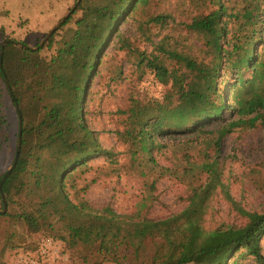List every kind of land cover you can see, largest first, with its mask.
Here are the masks:
<instances>
[{"label":"trees","instance_id":"16d2710c","mask_svg":"<svg viewBox=\"0 0 264 264\" xmlns=\"http://www.w3.org/2000/svg\"><path fill=\"white\" fill-rule=\"evenodd\" d=\"M145 2L76 0L67 10L76 7L75 12L37 50L4 38V29L10 26L20 28V36L29 28L22 19L0 14L8 19L0 26V36L6 41L4 49L0 43V119L6 124L2 100L8 97L22 127L19 160L2 188L9 209L0 217L22 221L31 232L60 226L68 238L61 237L71 247L84 245L88 255L103 261L228 264L242 252L264 264V213L242 211L247 223L240 228H203L202 207L210 184L201 193L195 192L181 213L159 220L119 215L111 207L100 212L79 197L74 185L73 198L67 191L89 157H112L99 148L83 104L109 42L119 35L126 15ZM210 2L214 7L209 13L193 18L189 25L203 44L201 58L167 49L163 57H140V65L150 68L171 90L163 102L134 101L125 111L131 126L121 137L136 147V153L150 152L157 137L188 134L215 119L222 120L216 131L219 147L229 134L253 129L264 120V0H239L232 7L222 0ZM166 19L157 15L152 20L163 23ZM230 22L236 27H229ZM165 57L175 61L176 67L167 68ZM16 154L17 147L11 166ZM7 172L0 174V182ZM3 209L0 191V212Z\"/></svg>","mask_w":264,"mask_h":264},{"label":"rangeland","instance_id":"374dc122","mask_svg":"<svg viewBox=\"0 0 264 264\" xmlns=\"http://www.w3.org/2000/svg\"><path fill=\"white\" fill-rule=\"evenodd\" d=\"M70 1L73 4L76 0ZM222 2L232 7L239 0ZM213 7L210 0H146L126 15L119 35L109 42L88 83L83 104L86 123L95 133L99 148L111 152L112 157L99 154L87 159V165L67 185L72 198L78 189L79 197L97 211L111 207L119 215L139 214L159 220L181 213L194 193H201L210 184L202 207L205 230L245 226L247 218L242 211L264 213V120L253 129L234 131L219 147L216 131L222 120L218 119L207 121L198 127L200 130L188 134L157 137L150 152L136 153V147L121 137L131 126L125 111L134 101L163 102L171 90L170 85L158 81L150 68L140 65V57H163V49H167L201 58L203 44L197 42L198 36L190 31L189 25L193 18L209 13ZM157 15H166L167 19L163 23L154 22L152 19ZM32 19L38 23L34 14ZM233 26L236 27L235 23L230 22L229 27ZM18 30L21 29L15 25L4 29V38L25 42L37 50L45 45L39 46L38 41L43 42L52 29H29L21 36ZM1 36L3 46L6 41ZM162 59L167 68L176 67L172 59ZM231 83L232 80L227 83L225 94ZM2 102L1 115L6 124L0 119V174L12 167L20 130L10 99L5 97ZM8 209L7 202L6 213ZM3 211L0 215L6 214ZM61 236L68 238L60 226L53 231L45 228L31 232L22 221L0 217V264L29 263L31 259L37 264H138L131 258L119 263L103 261L102 257L88 255V247H71ZM48 239L54 244L42 256L40 247ZM262 250L264 254V239ZM234 261L259 264L242 252L228 264Z\"/></svg>","mask_w":264,"mask_h":264},{"label":"crops","instance_id":"0c3cea01","mask_svg":"<svg viewBox=\"0 0 264 264\" xmlns=\"http://www.w3.org/2000/svg\"><path fill=\"white\" fill-rule=\"evenodd\" d=\"M68 4H72L71 1L0 0V14L2 12L9 13L10 20L18 19V21H21L22 19L27 22L26 27L29 29L40 28L42 31L44 27L53 29L68 15ZM33 14L39 24L32 19ZM5 22L7 24L8 19L0 16V26H4Z\"/></svg>","mask_w":264,"mask_h":264},{"label":"water","instance_id":"95a60500","mask_svg":"<svg viewBox=\"0 0 264 264\" xmlns=\"http://www.w3.org/2000/svg\"><path fill=\"white\" fill-rule=\"evenodd\" d=\"M80 1V0H79ZM76 10V7H74L69 13L68 15L56 26L54 27L49 33L48 35L45 37V39L43 40V42L41 43L42 45H44L48 40L49 38L61 27V25L65 22V20L70 17ZM4 46H5V43L3 44L2 48L4 49ZM2 61H3V51L1 53V66H2ZM18 113H19V116L21 118V114L19 112V109H18ZM22 124V121L21 123ZM21 138H22V127L20 125V130H19V139H18V144H17V154L15 156V159H14V163L12 165V167L8 170V172L4 175L2 181L0 182V191H1V195H2V198H3V202H4V211L3 213H6V210H7V202L5 200V197L3 195V183L5 181V179L12 173V171L15 169L17 163H18V160H19V154H20V150H21Z\"/></svg>","mask_w":264,"mask_h":264},{"label":"built area","instance_id":"2783aa9c","mask_svg":"<svg viewBox=\"0 0 264 264\" xmlns=\"http://www.w3.org/2000/svg\"><path fill=\"white\" fill-rule=\"evenodd\" d=\"M53 241L48 239L46 240L40 247V255L44 256L45 254L49 253V251L52 249L53 246ZM53 254H55L56 252H52ZM20 264H37V262L33 259L29 260V263H26L25 261L20 263Z\"/></svg>","mask_w":264,"mask_h":264}]
</instances>
